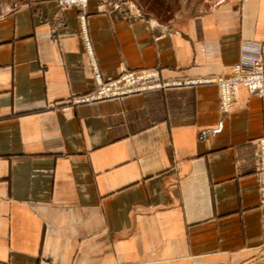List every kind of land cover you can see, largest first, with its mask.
Listing matches in <instances>:
<instances>
[{
	"label": "crops",
	"instance_id": "1",
	"mask_svg": "<svg viewBox=\"0 0 264 264\" xmlns=\"http://www.w3.org/2000/svg\"><path fill=\"white\" fill-rule=\"evenodd\" d=\"M125 1L144 21L89 2L85 51L77 9L0 0V264H264V93L224 114L187 83L264 58V0ZM89 61L165 86L63 110L94 90Z\"/></svg>",
	"mask_w": 264,
	"mask_h": 264
},
{
	"label": "built area",
	"instance_id": "2",
	"mask_svg": "<svg viewBox=\"0 0 264 264\" xmlns=\"http://www.w3.org/2000/svg\"><path fill=\"white\" fill-rule=\"evenodd\" d=\"M87 1L88 0H67L66 3H60L58 7L60 8L75 5L84 9L87 6ZM81 20L84 22V18ZM85 38H88L87 35ZM88 42L89 41H86L87 50L90 48ZM248 47L249 46H245L242 59L239 63L232 67L231 74L221 77H208L203 80L191 81L193 84L200 82L218 86L220 92L221 111L224 114L229 113L236 101L238 87L246 89L251 94L263 95L264 93V59L261 57L259 47H250V49ZM91 67L94 73L93 80L95 82V87L97 86V90H95L96 93L88 97L74 98V104L90 103L96 100L122 97L141 91L161 88V85L155 80L158 76L156 71L139 74H131L127 72L120 80L114 81L105 86L102 79L99 81V71L93 62H91ZM100 87L102 88L99 91ZM257 147L259 161V191L261 195L260 204L262 208H264V138L257 141Z\"/></svg>",
	"mask_w": 264,
	"mask_h": 264
},
{
	"label": "rangeland",
	"instance_id": "3",
	"mask_svg": "<svg viewBox=\"0 0 264 264\" xmlns=\"http://www.w3.org/2000/svg\"><path fill=\"white\" fill-rule=\"evenodd\" d=\"M67 0H57V6L60 4V3H63L65 2L66 3ZM91 0H88L87 1V6L83 9L81 8L80 6H75V5H71V6H66V7H60L59 10L60 11H66L68 9H77L79 11V16H78V25H79V33H80V36H81V40H82V44L85 48V51L87 50V45H86V41H89V45H90V40L89 38H85V35L88 34V29H87V22H86V16H87V9H88V5H89V2ZM98 5H99V9L102 13H117V14H121V15H124L125 19H128V20H133V19H140L142 21H144V18L142 15L140 14H135L133 15L132 14V11L128 5V3L125 1V0H95ZM197 1V2H196ZM217 0H195V2H192L193 5L196 3V4H201L203 6L205 5H208L209 3H214L216 2ZM199 2V3H198ZM196 6V5H195ZM195 6H192L191 8L195 7ZM82 18H84V22H82ZM61 27L63 26L62 23H60ZM84 29L86 30L84 32ZM162 33H166V29L163 28L162 29ZM88 37V36H87ZM91 47V46H90ZM264 59V58H263ZM240 62V61H239ZM238 62V63H239ZM89 64L91 65V62L89 61ZM234 66V65H233ZM90 70H91V66H90ZM131 73V74H139L137 72H132V71H129L127 69L123 70V72L115 79H109V80H105L102 78L101 74H100V71H99V75L101 76V79L103 81V84L106 86L114 81H118L120 80L124 75H126V73ZM151 72H155V71H149L148 73H151ZM158 73V71H156ZM142 73V72H141ZM144 73V72H143ZM231 74V73H230ZM229 75V74H228ZM224 76V75H222ZM216 77H221V76H216ZM91 80L93 81L94 83V90L92 92H89L87 93L86 95H83L81 97H72L69 98L67 101L64 102V109H68V106L69 105H80V104H74L73 103V99L74 98H82V97H88V96H91L92 94L96 93L95 90H97V86L95 87V82L93 80V75L91 76ZM157 83H159L161 85V88L164 87L165 83H162L161 81H159V73H158V76L157 78L155 79ZM151 82V81H150ZM188 84L191 83V81L187 82ZM171 84H177V82L175 83H171ZM102 87L99 88V91ZM218 88V86H217ZM219 90V88H218ZM147 91H150V90H147ZM141 92H145V91H141ZM249 92V91H248ZM139 93V92H137ZM250 93V92H249ZM134 94V93H133ZM251 94V93H250ZM130 95V94H129ZM251 95H256V94H251ZM259 96H262V95H259ZM219 97H220V92H219ZM118 98V97H116ZM113 99V98H111ZM103 100V99H102ZM96 101H99V100H96ZM94 102V101H93ZM85 104V103H83ZM53 107V106H52ZM220 107H221V103H220ZM259 176V174H258ZM258 191H259V185H258ZM259 195H260V191H259ZM260 203H261V195H260ZM260 208H261V212H262V216H261V224H262V230H263V236H264V208H262L261 204H260ZM262 251H264V240H263V245H262V248H261ZM263 261V260H262ZM262 261H259V262H262ZM257 262V263H259ZM255 263V264H257Z\"/></svg>",
	"mask_w": 264,
	"mask_h": 264
},
{
	"label": "bare ground",
	"instance_id": "4",
	"mask_svg": "<svg viewBox=\"0 0 264 264\" xmlns=\"http://www.w3.org/2000/svg\"><path fill=\"white\" fill-rule=\"evenodd\" d=\"M97 70H98V68H97ZM99 71V70H98ZM99 73V72H98ZM100 76V75H99ZM101 80V76H100V78H99V81ZM239 88L240 87H238V90H237V93H238V91H239Z\"/></svg>",
	"mask_w": 264,
	"mask_h": 264
}]
</instances>
